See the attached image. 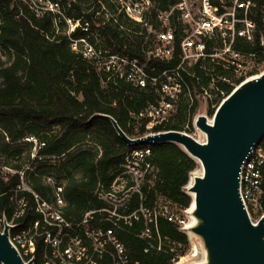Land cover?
Segmentation results:
<instances>
[{"label": "trees", "instance_id": "16d2710c", "mask_svg": "<svg viewBox=\"0 0 264 264\" xmlns=\"http://www.w3.org/2000/svg\"><path fill=\"white\" fill-rule=\"evenodd\" d=\"M97 1L42 0L34 4L39 9L35 12L28 0H0V165L21 171L23 160H29L24 152L30 148L23 140L33 137L44 143V148L37 153L38 157H43L42 161H34L30 170L23 171L31 189L45 202H52L54 198L46 179L62 186L66 219H76L84 212L101 208L102 203L94 191L98 185L104 188L110 185V175L121 164L127 151V145L102 116L111 118L128 137L142 135V131L134 132L128 127V113L142 110L153 100L155 90L148 87L139 91L124 83H119L116 88L111 82L103 84L100 74L91 69L89 61L71 49L72 42L86 39L87 34L79 29L68 33L65 20L92 22L100 8ZM151 1L161 11L174 4L173 0ZM249 1L253 5L248 14L254 25L253 42L249 45L240 40L235 49L243 54L256 53L261 61L264 54L259 40L264 30L261 13L264 1ZM101 2L113 9L105 1ZM209 2L214 7L220 6L219 0ZM50 5L56 6L57 12L49 11ZM117 21L133 29L121 17ZM172 22L175 27L173 58L168 62L153 61L151 67L157 73L174 68L180 62L182 34L175 18ZM96 35L108 54L139 55V37H128L117 27L109 25L99 27ZM193 71L196 76H201L196 68ZM222 74L220 70L218 75ZM251 74L257 73L253 71ZM182 76L194 94H198L195 80H189L183 73ZM204 84L207 85L206 80ZM218 85L226 95L232 90L226 84ZM184 112L185 105L182 104L175 115L176 124L163 131H178L185 119ZM151 154L154 177L146 178L142 190L143 204L151 208L159 200L166 201L175 209L173 213H182L190 206V198L182 191L197 165L171 144L155 145ZM17 183L16 175L7 181L0 179V212L8 221L14 208L7 192ZM22 197L27 207L15 221L18 224L16 231L30 230L39 220L32 196L24 193ZM136 201L135 198L134 204ZM158 230L175 243L179 257L186 255L189 249L187 238L178 233L175 225L160 218ZM120 240L129 257L141 264H172L173 256L143 254V243L129 235H121ZM42 251L43 241L38 239L35 242V264H41Z\"/></svg>", "mask_w": 264, "mask_h": 264}, {"label": "built area", "instance_id": "2783aa9c", "mask_svg": "<svg viewBox=\"0 0 264 264\" xmlns=\"http://www.w3.org/2000/svg\"><path fill=\"white\" fill-rule=\"evenodd\" d=\"M32 9L38 12L35 3L42 0H28ZM105 1L113 9H109ZM174 4L166 11H161L151 0H99V10L92 22L65 20L68 33L79 29L86 33V39L71 43L70 47L89 61L91 69L100 74L103 84L111 82L113 87L124 83L139 91L154 88L153 100L137 113H128V127L142 135L128 137L132 145L120 165L111 173L112 181L107 188L98 185L95 197L102 203L101 208L84 212L79 218L64 217L65 203L62 199V186L55 185L51 179L46 184L53 191V201L45 202L34 193L26 180L24 167L15 171L9 166L0 165V179L7 181L11 176L18 177V183L7 195L14 210L8 221L0 212V233L8 226V240L24 262L35 264V242L43 241L41 264H141L129 257L121 235H129L143 243L142 252L146 255L164 254L173 256L172 264L180 260L175 243L158 230V219L177 227L182 232L184 221L180 216L169 212L166 201L161 200L150 207L143 203V188L146 178L154 177L151 164V149L158 144H138L137 141L164 134L165 128L176 124L175 115L180 105H185V119L178 126V132L199 141L200 133L195 123L200 116L210 121L220 103L228 96L219 87L226 84L233 91L240 83L263 72L249 70L241 61L245 56L249 60H258L256 53L243 54L235 49L239 36L244 44H252L254 25L248 14L253 7L249 0H234L233 9L226 15L221 5L214 7L209 0H202V16L195 23V40L182 35L180 41V62L174 68L159 73L151 67L153 61L168 62L173 58L174 31L172 20L179 23L188 19L187 0H173ZM223 0H219V4ZM264 1V0H263ZM51 12H57L56 6H48ZM212 15L207 18V15ZM264 23V5L262 7ZM176 14V15H175ZM175 15V16H174ZM225 16L228 19H225ZM100 21H96V18ZM121 17L133 26L130 29L118 23ZM117 27L128 37L141 38L139 55L129 57L124 54L111 55L100 46L97 38L101 26ZM221 37V43L214 44L215 37ZM264 54V30L259 40ZM264 67V58L258 61ZM190 65V70L185 67ZM196 68L201 76H196ZM222 71V75L218 73ZM195 80L199 93L194 94L184 78ZM207 81V85L204 81ZM237 81L239 83L237 84ZM194 109V110H193ZM211 114V115H209ZM210 117V118H209ZM4 135V134H3ZM5 136V135H4ZM8 143V139L5 138ZM33 152L31 161H42L37 153L44 148V143L33 137L23 140ZM168 144V143H166ZM183 154L180 145L172 143ZM30 194L34 202V211L39 216L32 228L16 231L15 223L24 213L27 202L22 195ZM2 194H0L1 197ZM239 196L250 221L256 224L264 217V136L251 149L239 169ZM137 199L136 204L133 200ZM183 211V215H185Z\"/></svg>", "mask_w": 264, "mask_h": 264}, {"label": "water", "instance_id": "95a60500", "mask_svg": "<svg viewBox=\"0 0 264 264\" xmlns=\"http://www.w3.org/2000/svg\"><path fill=\"white\" fill-rule=\"evenodd\" d=\"M102 117L125 145L134 143L111 118ZM195 127L199 141L173 131L137 141L178 144L199 166L200 173H191L182 191L190 198L185 212L189 223L182 232L197 244L200 259L183 264H264V217L253 224L239 196L241 163L264 136V73L240 83L210 121L200 116ZM9 229L0 233V264H32L10 244Z\"/></svg>", "mask_w": 264, "mask_h": 264}, {"label": "rangeland", "instance_id": "374dc122", "mask_svg": "<svg viewBox=\"0 0 264 264\" xmlns=\"http://www.w3.org/2000/svg\"><path fill=\"white\" fill-rule=\"evenodd\" d=\"M220 5L222 6L221 7L222 12H225L226 15H228L231 12V9H233L234 0H223ZM202 10H203L202 9V0H187V13L189 14V17H188V19H183L182 21H180L178 23V28H179V30H180L182 35H186L189 38L195 40V37H194L195 35H192V34L194 33L195 23L202 16ZM211 15H212V11H211V13H209L207 15V18L210 17ZM225 19H228V17L225 16ZM237 38H238V40L236 41V43L238 41H240V39H239L240 37L237 36ZM212 43H214V44L221 43V37L220 36L219 37H215L212 40ZM241 61L246 64V67L249 70H252V71L254 70V71L260 72V73L263 72V68L264 67L258 62V60H255V59L254 60L253 59L249 60L247 57L242 56L241 57ZM185 69L187 71H189L190 70V65H187L185 67ZM24 154L26 156H28L29 160L27 161L26 159H24L23 162H22V166L24 167V170H30L32 168V166H33V162L31 161L32 159H30L31 155L33 154L31 148H27V151L24 152ZM199 172H200V169H199V166L197 165L196 170L192 174L197 175ZM161 202H163V201H161ZM167 207L169 209V212H171L174 215H177V216L181 217V219L184 221V226L189 223V219L183 215V212L179 213V214L178 213H176V214L173 213V212H175V209H173L169 203H167ZM187 241H188L189 249H188L186 255L181 257L180 259L188 257L190 252H191V250H192V245H194V248H196V250H197V252H196L197 253V257H196V259H193V260H190V258H189L188 259L189 261H187V262H198L200 258H199V249H198L197 244H195L194 242L190 241L189 238H187ZM179 261H177V262H179Z\"/></svg>", "mask_w": 264, "mask_h": 264}, {"label": "bare ground", "instance_id": "6f19581e", "mask_svg": "<svg viewBox=\"0 0 264 264\" xmlns=\"http://www.w3.org/2000/svg\"><path fill=\"white\" fill-rule=\"evenodd\" d=\"M178 145V144H177ZM200 173V172H199ZM198 173V174H199ZM194 176V175H193ZM193 176L190 178V183H189V185L191 184V182H192V178H193ZM191 196V195H190ZM184 234H186V232H184ZM189 236V238H191V236L190 235H188ZM190 241H191V239H190ZM197 250H196V248H194V245H192V250H191V252H190V254H189V256L188 257H186V258H182V259H180V261L179 262H177L178 264H183L184 262H187V260L190 258V259H194V258H196V256H197Z\"/></svg>", "mask_w": 264, "mask_h": 264}]
</instances>
